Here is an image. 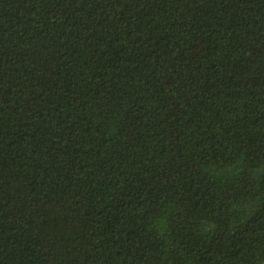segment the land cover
I'll use <instances>...</instances> for the list:
<instances>
[{
	"label": "trees",
	"instance_id": "trees-1",
	"mask_svg": "<svg viewBox=\"0 0 264 264\" xmlns=\"http://www.w3.org/2000/svg\"><path fill=\"white\" fill-rule=\"evenodd\" d=\"M0 264H264V0H0Z\"/></svg>",
	"mask_w": 264,
	"mask_h": 264
}]
</instances>
